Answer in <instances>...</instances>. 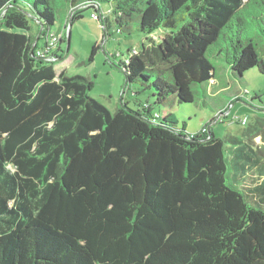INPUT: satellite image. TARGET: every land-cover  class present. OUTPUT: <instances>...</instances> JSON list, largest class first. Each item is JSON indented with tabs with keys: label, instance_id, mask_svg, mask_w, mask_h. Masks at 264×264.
Wrapping results in <instances>:
<instances>
[{
	"label": "trees",
	"instance_id": "trees-1",
	"mask_svg": "<svg viewBox=\"0 0 264 264\" xmlns=\"http://www.w3.org/2000/svg\"><path fill=\"white\" fill-rule=\"evenodd\" d=\"M63 1L71 24L87 8L102 20L107 3L119 32L162 29L117 63L125 87L139 83L152 103L111 113L91 80L30 56L38 27L25 10L46 47L57 0H0V264H264L259 133H188L171 110L207 105L216 61L238 80L264 75V0Z\"/></svg>",
	"mask_w": 264,
	"mask_h": 264
},
{
	"label": "rangeland",
	"instance_id": "rangeland-1",
	"mask_svg": "<svg viewBox=\"0 0 264 264\" xmlns=\"http://www.w3.org/2000/svg\"><path fill=\"white\" fill-rule=\"evenodd\" d=\"M109 7L107 3L99 4L102 20L106 16L108 17V27L106 29L103 27L102 20L94 18L95 11L93 8L85 9L82 12V18L75 20L70 26L67 56L62 62L56 61V59H52V61L55 62L54 69L57 73L63 66L67 74H79L91 80V86L88 90L89 95L113 113L122 102H126L132 109L138 108V102L149 100L152 103L149 91L142 90L143 86L141 87L139 83H129L125 87V76L121 69L117 67V63L126 59L129 56V51H140L142 44H156L159 41L162 29H158L150 35L136 31L130 34L119 32ZM73 10L63 0H57L55 23L51 30L63 31L64 35L67 30L64 24ZM28 13L30 14V12ZM32 16H28V20L32 32H35L38 23ZM247 20H249L250 31L257 29V26L251 22L249 17H247ZM42 43V39L38 40L39 46ZM94 43H98L99 48L96 50L93 60L88 62L87 59ZM60 46L61 49H66L65 40ZM215 65L217 76L212 81L213 84L210 85V94L213 96V90H216V87L217 89L225 88L229 83H232L234 93L238 91L239 94L241 91L239 99L235 100L233 96L227 98L226 93H221L219 96L211 97L212 99L206 98L208 103L205 106L202 104L201 99H196L192 103H176L171 110L177 118V126L181 127L184 123L188 133H195L203 127H207L217 136H234L242 141H246L247 136L244 135V131L250 126L251 131L248 135L260 134L256 136L255 145L259 146L260 152L264 154V75H261L256 68H252L245 71L240 80L235 79L230 73L228 75L229 81L225 62L222 60L216 61ZM212 85L215 87L212 88ZM229 103H231V106H229ZM220 104L225 105V108L218 113L219 107H222ZM152 106L155 110H160L163 113L168 111L163 106L154 104ZM243 118L245 123L241 124L238 120ZM257 146L253 148L260 155L257 152ZM244 161L249 163L247 160Z\"/></svg>",
	"mask_w": 264,
	"mask_h": 264
},
{
	"label": "built area",
	"instance_id": "built-area-1",
	"mask_svg": "<svg viewBox=\"0 0 264 264\" xmlns=\"http://www.w3.org/2000/svg\"><path fill=\"white\" fill-rule=\"evenodd\" d=\"M94 18H97V13H95ZM63 31H48V33L44 37V44L46 47H43L42 45H36L34 49V55L40 58H44L47 60L52 61V59H56L55 57V49L57 42L62 38ZM241 124L245 123V119L238 120Z\"/></svg>",
	"mask_w": 264,
	"mask_h": 264
},
{
	"label": "water",
	"instance_id": "water-1",
	"mask_svg": "<svg viewBox=\"0 0 264 264\" xmlns=\"http://www.w3.org/2000/svg\"><path fill=\"white\" fill-rule=\"evenodd\" d=\"M7 7H8V5L5 6V7L3 8V10H2L1 13H0V16L4 13V11L7 9ZM98 10H99V12H101L100 8H98ZM25 13L27 14V16H32V15H30L26 10H25ZM100 14H101V13H100ZM32 18L38 23V26H37V27H38V31H37V33H36V37H35V39H34V42H33L32 46H31V48H30V56H31V57H34V54H33V52H34V48H35V46H36V43L38 42L39 36H40L41 31H42V29H43V25H42V23H41L37 18H35L34 16H32ZM70 26H71V18L69 17V20H68V26H67V30H66V33H65V35H66V50H65L64 55H63L62 57L58 58L56 61H62V60L66 57V53H67V50H68V47H69V40H70ZM124 85H125V82H124Z\"/></svg>",
	"mask_w": 264,
	"mask_h": 264
},
{
	"label": "crops",
	"instance_id": "crops-1",
	"mask_svg": "<svg viewBox=\"0 0 264 264\" xmlns=\"http://www.w3.org/2000/svg\"><path fill=\"white\" fill-rule=\"evenodd\" d=\"M62 61H63V60H62ZM62 61H61V62H62ZM61 64H62V63H61ZM61 70H64L63 66L61 67L60 71H61ZM228 75H229V73H227V77H228V79H229V76H228ZM215 79H216V78H215ZM229 81H230V79H229ZM217 86H218V85H217ZM213 87H215V86L212 85V88H213ZM223 91H228L229 94L232 95V93H234V92L232 91V83H231V84L229 83V85H228L227 87H225V88L223 87V88L217 89V87H216V90H213V92H214V93H213V96H214V97H215V95L219 96L221 93H223ZM209 95H211L210 92H209ZM235 95H236V94H235ZM235 95H234V96H235ZM213 96L211 95V97H213ZM234 96H233V97H234ZM228 97H229V96L227 95V98H228ZM234 99H235V100H238V99H239V95L235 96ZM221 103H223V102H221ZM220 105H222V107H221V106L219 107V109H218L219 112H218V113H220V111L223 110V109L225 108V107H224L225 105H223V104H220ZM229 106H231V103H229ZM226 113H227V111L225 112V114H226ZM219 115H220V114H219ZM259 135H260V134H259ZM255 140H256V137H254V141H255Z\"/></svg>",
	"mask_w": 264,
	"mask_h": 264
}]
</instances>
